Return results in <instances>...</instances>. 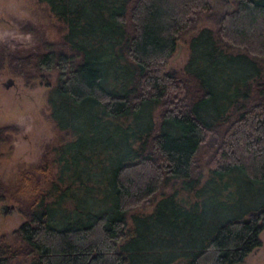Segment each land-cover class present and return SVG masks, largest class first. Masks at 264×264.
<instances>
[{"label":"trees","instance_id":"obj_1","mask_svg":"<svg viewBox=\"0 0 264 264\" xmlns=\"http://www.w3.org/2000/svg\"><path fill=\"white\" fill-rule=\"evenodd\" d=\"M41 1L64 30L0 53V70L54 71L48 115L68 138L22 174L35 187L0 264L242 263L264 228V0ZM200 14L215 26L176 75L166 61Z\"/></svg>","mask_w":264,"mask_h":264},{"label":"rangeland","instance_id":"obj_2","mask_svg":"<svg viewBox=\"0 0 264 264\" xmlns=\"http://www.w3.org/2000/svg\"><path fill=\"white\" fill-rule=\"evenodd\" d=\"M207 1L215 12L232 7L231 0ZM214 26L211 20L200 14L194 27L178 38L175 50L166 61V69L176 75L182 74V66L188 57V37L201 27ZM63 30L62 21L41 0H0L2 54L39 53L43 51L44 41L57 40ZM28 70L30 73L26 74V78L0 70V126H12L6 140L0 142V239L8 242L11 241L9 232L23 219L15 206L35 187V178L28 177L31 182H23L22 174L27 175L26 171L40 161L42 154L50 155L52 147L68 138L65 131L54 126L48 115L46 95L48 87L54 83L55 72L34 71V67ZM8 77L12 81L4 86L3 81ZM208 155L206 147L198 149L196 161L201 167ZM169 188V185L163 186L162 192ZM2 205L5 207L2 208ZM150 207L149 204L143 206L147 210ZM259 237L260 245L251 250L240 264H264V228L260 230ZM22 259L25 258L15 257L12 263Z\"/></svg>","mask_w":264,"mask_h":264},{"label":"water","instance_id":"obj_3","mask_svg":"<svg viewBox=\"0 0 264 264\" xmlns=\"http://www.w3.org/2000/svg\"><path fill=\"white\" fill-rule=\"evenodd\" d=\"M12 81V79L10 77L6 78L5 81H3V85L7 86L8 84H10ZM5 207V205H2V208ZM10 208H12V205H9Z\"/></svg>","mask_w":264,"mask_h":264}]
</instances>
